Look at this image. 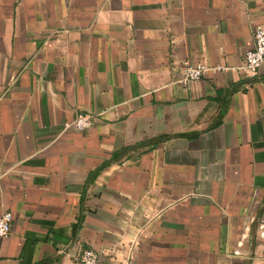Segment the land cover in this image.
<instances>
[{"label": "crops", "instance_id": "crops-1", "mask_svg": "<svg viewBox=\"0 0 264 264\" xmlns=\"http://www.w3.org/2000/svg\"><path fill=\"white\" fill-rule=\"evenodd\" d=\"M252 22L264 0H0V264L87 247L100 264H264ZM186 57L226 68L175 83Z\"/></svg>", "mask_w": 264, "mask_h": 264}, {"label": "built area", "instance_id": "built-area-1", "mask_svg": "<svg viewBox=\"0 0 264 264\" xmlns=\"http://www.w3.org/2000/svg\"><path fill=\"white\" fill-rule=\"evenodd\" d=\"M251 31L253 47L248 49L239 67L243 73L256 76L261 64L264 62V22H252ZM173 81L188 85L191 81L201 78L209 69L218 70L226 68L219 65L211 67L203 60L195 61L189 57L173 64ZM95 114L89 111H77L69 124L78 129H86L95 123ZM13 212L5 211L0 215V237L8 236L12 231ZM81 264H100V251L94 247L85 248L80 255Z\"/></svg>", "mask_w": 264, "mask_h": 264}, {"label": "trees", "instance_id": "trees-1", "mask_svg": "<svg viewBox=\"0 0 264 264\" xmlns=\"http://www.w3.org/2000/svg\"><path fill=\"white\" fill-rule=\"evenodd\" d=\"M127 149V147L123 148L118 154L124 153V151Z\"/></svg>", "mask_w": 264, "mask_h": 264}]
</instances>
